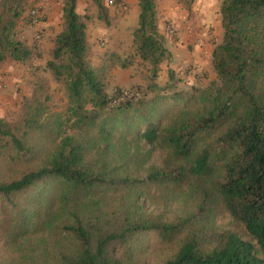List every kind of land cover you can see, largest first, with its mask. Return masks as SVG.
Segmentation results:
<instances>
[{
    "label": "trees",
    "instance_id": "obj_1",
    "mask_svg": "<svg viewBox=\"0 0 264 264\" xmlns=\"http://www.w3.org/2000/svg\"><path fill=\"white\" fill-rule=\"evenodd\" d=\"M61 1L44 68L60 103L40 78L15 122L0 117V227H10L0 264H148L139 241L152 232L177 246L160 264H264V0L221 1L216 77L190 87L172 68L158 81L171 52L157 0H137L132 45L146 72L136 92L113 93L112 69L132 60L110 51L96 65L78 0ZM93 2L111 26L109 8ZM30 8L0 0V65L40 55L18 30L34 23ZM154 149L162 164L147 167ZM147 185H186L193 207L176 222L155 216L136 196ZM222 210L233 228L217 226Z\"/></svg>",
    "mask_w": 264,
    "mask_h": 264
},
{
    "label": "rangeland",
    "instance_id": "obj_2",
    "mask_svg": "<svg viewBox=\"0 0 264 264\" xmlns=\"http://www.w3.org/2000/svg\"><path fill=\"white\" fill-rule=\"evenodd\" d=\"M103 2L110 10L113 19L111 26H106L98 18V8L93 0H82L78 10L81 15L87 17V33L92 49V59L96 65H99L105 54L110 51L131 59L133 62L131 67H115L112 69L109 77V91L113 93L116 88H122L124 91L136 92V85L143 83V76L146 72L145 63L141 61L132 45V31L137 26L138 20L127 15L125 0H103ZM30 3L31 8L28 10L27 15L32 14V11L36 9L37 17L33 24H25L24 20L21 21L18 30L24 40L29 44L36 45L40 55L28 65H22L11 60L0 65V68L15 69L22 78L21 81L17 79L0 89V99L2 101L0 102V117H4L11 122H15L18 118L24 99L32 94L33 84L36 80L43 78L50 82L55 103H60L62 96L59 84L53 79L52 74L44 69L53 49L55 36L62 30V1L30 0ZM157 5H160V0L157 1ZM160 19L162 20L163 33L166 36L171 57L163 62L158 81L164 84L168 79L169 69L172 68L177 76L182 78L180 83L182 87H190L193 84L199 86L208 84L210 80L216 77L212 64V53L219 37L221 34L223 35L222 28L219 32L215 29V25L211 24L209 28L207 27L205 38H208L209 45L203 51L204 57L199 58L195 53L196 44L194 46L187 43L184 50L182 49L178 53H175L172 49L176 46L177 41L181 39V36L185 35L182 33V27L191 18L170 17L163 9L159 21ZM59 28H61L60 31ZM47 29L50 33L45 34ZM209 47H213L212 51L211 49L206 51ZM164 156L163 151L154 149L147 167L149 165L160 166ZM45 187L49 189L52 186L47 184ZM187 191L188 187L186 185L173 186L170 190L171 193L159 188L158 185H147L136 196H138V203L142 205L145 211L155 216L162 214L166 220L176 222L180 216H183L193 207L192 200L186 196ZM112 195L113 193L110 192V196ZM115 195L116 198H124L128 196V193L122 191L115 193ZM36 221H39V216ZM216 224L221 229L233 228L231 218L225 210L220 211L218 214ZM2 228L3 226L0 227V250L5 245L4 236L1 235V232L4 233L10 227L5 226L1 231ZM139 244L141 250L145 253L143 258L148 264H160L177 248L175 242L165 240L155 232L140 235Z\"/></svg>",
    "mask_w": 264,
    "mask_h": 264
},
{
    "label": "crops",
    "instance_id": "obj_3",
    "mask_svg": "<svg viewBox=\"0 0 264 264\" xmlns=\"http://www.w3.org/2000/svg\"><path fill=\"white\" fill-rule=\"evenodd\" d=\"M127 5L125 10L127 15L138 20L139 15V5L137 0H125ZM158 1V0H157ZM222 0H160V5H158V15L161 16V11L166 10L167 15L170 17L184 18L190 17L187 24L182 28V33L184 36H181V39L177 41L173 51L178 53L184 50V47L187 46V43H191L195 46V53L197 57H204V49L208 47V38H205L206 31L210 25H215V29L219 32L221 31V15H220V6ZM82 0H78L77 10H79ZM193 18V19H192ZM159 26L162 32L164 28L162 25V20L159 21ZM46 27V26H45ZM208 27V28H207ZM61 28H59L60 31ZM58 30V29H57ZM58 32V31H57ZM50 33L47 29L45 34ZM178 33V32H177ZM222 38V34L219 37V41ZM177 40V38H175ZM218 41V42H219ZM212 51V48H207L206 51ZM17 68V67H16ZM20 73L16 72L15 69L1 67L0 68V85L2 87L8 86V84L13 83L15 80H19L21 76ZM23 75V74H22ZM23 77V76H22ZM26 79V78H25ZM24 80V79H23ZM0 87V89H2ZM0 102L1 99H0Z\"/></svg>",
    "mask_w": 264,
    "mask_h": 264
},
{
    "label": "built area",
    "instance_id": "obj_4",
    "mask_svg": "<svg viewBox=\"0 0 264 264\" xmlns=\"http://www.w3.org/2000/svg\"><path fill=\"white\" fill-rule=\"evenodd\" d=\"M32 14H33L35 17H37V10L34 9V10L32 11ZM0 87H2V86L0 85ZM125 94H127V92H125Z\"/></svg>",
    "mask_w": 264,
    "mask_h": 264
}]
</instances>
